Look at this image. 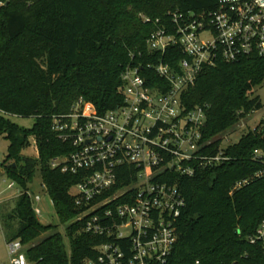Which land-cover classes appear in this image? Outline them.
I'll list each match as a JSON object with an SVG mask.
<instances>
[{
	"label": "trees",
	"instance_id": "trees-1",
	"mask_svg": "<svg viewBox=\"0 0 264 264\" xmlns=\"http://www.w3.org/2000/svg\"><path fill=\"white\" fill-rule=\"evenodd\" d=\"M215 7L216 0H0V138L9 143L1 166L22 188L11 207L0 203V228L6 241L26 245L30 261L82 264L96 256L94 247L104 241L85 232L82 221L72 222L79 209L69 190L80 177L51 167L53 159L72 150L52 130V116L66 113L78 97L98 113L120 105L122 71L141 64L146 74L147 38L161 26L174 31L169 13ZM181 57L174 47L162 60L175 65ZM263 81L264 57L217 60L202 69L183 102L187 109L205 108L202 139L210 141L205 152L215 153L220 134L262 108L253 90ZM10 116L33 117L34 122L25 128ZM31 139L36 158L22 153ZM255 149L264 159V118L222 148L227 160L192 176L168 172L156 178L175 185L185 201L176 222L177 240L163 264H264L260 246L247 242L264 219V178L255 176L262 162L253 159ZM35 167L65 224L69 252L58 225L41 223L25 192ZM240 181L245 182L236 186Z\"/></svg>",
	"mask_w": 264,
	"mask_h": 264
},
{
	"label": "built area",
	"instance_id": "built-area-1",
	"mask_svg": "<svg viewBox=\"0 0 264 264\" xmlns=\"http://www.w3.org/2000/svg\"><path fill=\"white\" fill-rule=\"evenodd\" d=\"M169 16L174 31L161 26L147 38L146 74L141 64H128L122 71L120 105L98 113L78 97L66 113L52 116V130L72 150L53 159L51 167L80 177L69 190L79 209L72 222L82 221L85 232L104 237L94 247L96 256L82 264L167 260L185 201L175 185L156 178L168 172L192 176L197 169L227 160L223 143L215 153L205 152L210 144L202 139L205 108L187 109L183 99L205 66L264 57V0H216L211 11ZM174 47L182 57L171 65L162 56ZM252 157L262 162L255 176L264 178L263 153L255 149ZM119 174L127 182L120 183ZM13 185L11 181L8 187ZM40 187L47 194L45 184ZM25 192L38 217L41 195ZM247 242L260 246L264 257V219ZM25 247L19 239L6 242L9 264H36L27 258Z\"/></svg>",
	"mask_w": 264,
	"mask_h": 264
},
{
	"label": "rangeland",
	"instance_id": "rangeland-1",
	"mask_svg": "<svg viewBox=\"0 0 264 264\" xmlns=\"http://www.w3.org/2000/svg\"><path fill=\"white\" fill-rule=\"evenodd\" d=\"M253 95H257L260 98L262 103V108L252 112L246 118L242 119L236 126H234L231 130H228L225 133L220 134L223 145H227L230 143H235L239 140L241 135L246 132L249 128H254L263 118H264V81L261 85L257 86L253 90ZM10 119L17 123L18 125L28 128L33 122V117H18V116H10ZM8 141L4 138H0V162L6 158ZM23 155L25 157H37V148L36 143L33 139H31L30 145L28 148L23 150ZM10 162V161H9ZM2 172V171H1ZM13 181L7 174L0 175V203H9V207H11L14 198L18 195L19 192L22 191V188L15 181L13 187H8V184ZM43 183L39 168L35 167L34 174L31 179L27 180L26 190L31 193H38L42 197V201L40 203V207L42 208L41 214L37 217L41 223L44 224H57L58 229L62 235L63 242L65 243L66 249L69 252V242L65 233V224H62L56 216L54 207L47 196L46 192L41 189V184ZM6 239L2 229L0 228V264H9V259L7 255L6 249Z\"/></svg>",
	"mask_w": 264,
	"mask_h": 264
},
{
	"label": "water",
	"instance_id": "water-1",
	"mask_svg": "<svg viewBox=\"0 0 264 264\" xmlns=\"http://www.w3.org/2000/svg\"><path fill=\"white\" fill-rule=\"evenodd\" d=\"M12 166H14V163H12ZM237 232V231H236Z\"/></svg>",
	"mask_w": 264,
	"mask_h": 264
}]
</instances>
